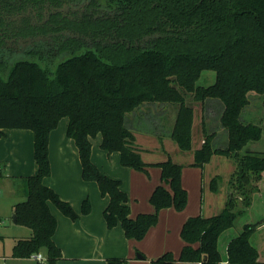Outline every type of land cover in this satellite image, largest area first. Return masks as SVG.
Listing matches in <instances>:
<instances>
[{"label":"trees","instance_id":"16d2710c","mask_svg":"<svg viewBox=\"0 0 264 264\" xmlns=\"http://www.w3.org/2000/svg\"><path fill=\"white\" fill-rule=\"evenodd\" d=\"M94 2L115 15L90 26L113 30L125 39L123 43L97 49L72 46L70 57L55 69L43 53L36 55L38 60H20L11 66L0 62V135L6 129L32 130L38 166L35 175L24 178L25 200L14 206L16 224L32 234L15 240L13 256L30 258L43 253L49 264H59L62 251L54 240L58 221L50 205L72 220L80 217L44 183L51 175L50 134L63 117L69 121L67 135L78 148L83 179L96 181L101 195L109 198L104 211L109 228L121 223L128 239L140 241L157 224L161 210H183L188 202L182 183L184 166L168 158L156 163L161 183L151 195L154 211L133 217L122 182L92 161V140L101 135L102 149L108 154L118 152L123 166L148 171L151 164L143 160L135 133L149 132L160 140L168 136L182 151H192L196 102L206 117L217 116L219 127L212 130L203 117V143L194 151L192 166L203 169L216 155L236 158L238 170L230 182L233 192L220 213L210 217L199 214L185 221L178 259L168 251L152 264L261 263L251 239L264 218L245 224L243 231L229 240L226 256L220 241L238 217L251 209L264 179V153L247 150L240 154L264 132L257 122L244 119L250 93L260 97L264 108V0ZM205 72L215 74L214 82L206 86L199 84ZM214 105L219 110L213 114ZM210 187L218 190L215 179ZM90 211L88 197L82 203V213ZM107 264L127 261L111 258Z\"/></svg>","mask_w":264,"mask_h":264},{"label":"rangeland","instance_id":"374dc122","mask_svg":"<svg viewBox=\"0 0 264 264\" xmlns=\"http://www.w3.org/2000/svg\"><path fill=\"white\" fill-rule=\"evenodd\" d=\"M19 57L16 59H19ZM68 57H70V53H65L62 56L56 57L51 63H49L50 68L55 69L60 62ZM29 58H31L32 60L37 59L36 57ZM42 63L46 64L47 62ZM214 80L215 74L213 72H205L201 80L199 81V84L204 86L210 85L214 82ZM250 94L251 104L244 110V119H247L251 122H257L262 126L264 131V108L262 106V101L260 97L257 96V94ZM194 109L195 119L193 125V146L194 148H198L203 136L202 120L203 117H206V112H203L200 103L195 102ZM212 110L214 114L216 111L218 112L219 108L218 106L214 105ZM66 119V117H63L60 120L58 126H61L62 122H65ZM206 120L207 125L212 130L219 127L217 116L211 119L209 116H207ZM223 131L225 132V129H223ZM137 133L138 143L143 146V148H141H152V152L143 151L144 161L146 163L153 164L150 165L148 171H144L126 167L120 163L123 171L121 177L116 178H119L123 181L124 187L128 192L131 213L133 215H137L141 212H150L154 210V206L151 202V195L156 185L161 182V170L156 163L159 161H165L168 158H171L174 162H177L184 166L182 181L183 186L187 189L188 192V202L183 210H177L174 207L161 210L159 212L157 224L149 230L144 239L140 241L133 239L129 240H131V242L134 243V246L136 247V249L134 248L136 255H139L140 253L145 251L140 247V245H143L149 252H157L161 249H164L163 251H165L169 249L173 251L175 258L178 259L182 247V239L180 233L183 224L189 218L197 216L200 213H205L208 216L212 211H216L213 213H217L225 206L230 192H233L230 182L238 170V161L236 160V158L216 155L212 158L211 163L206 166L204 173L206 189L210 188L211 180L215 179L218 184V190L216 192H213L218 194L216 195L215 193H212L211 191H209V189H207L208 194L206 195L205 204H207V206L209 207L210 201L212 200L213 205H211L210 209H204V206H201V169L195 166H188L189 163L193 161V152L182 151L178 148V145L168 136H165L163 140H160L158 138H155L154 136H147L142 134L143 131H137ZM97 137H99V135ZM97 137L93 139L94 144L97 142ZM218 145H221V143H219ZM247 150L255 153H264V132L262 138L259 141L249 143L248 146L240 154L244 155ZM34 159L35 158L33 153L31 165L37 171V165ZM13 160L14 158L10 160L11 162L6 163L7 173H9V176H18L20 175V168L17 163L13 162ZM2 186L3 187L0 193L5 196L11 190L9 191L8 184L6 185L4 183ZM259 187L260 191L254 195V197L256 198L257 195L264 189V179L259 183ZM8 199H11V197H8ZM89 200L91 202L92 209L93 201L90 197ZM4 202L0 197V215L4 216L0 219V223H2V225L0 226V264H37V260L34 257L18 258L13 256L15 239L22 236L21 233L29 232V229L27 227L14 223V217L9 214V204L5 201V198ZM255 204L256 206L254 205V208H251L253 210L250 209L245 215L239 216L235 222V226L222 236L220 241V245L222 248L225 247V244L229 239L239 235L243 231V227L245 224L255 223L264 218V197L259 203ZM51 206L55 210H59L56 205L52 204ZM79 215H85L82 213V204L81 213ZM251 242L264 254V229L262 231L257 230L253 235Z\"/></svg>","mask_w":264,"mask_h":264},{"label":"crops","instance_id":"0c3cea01","mask_svg":"<svg viewBox=\"0 0 264 264\" xmlns=\"http://www.w3.org/2000/svg\"><path fill=\"white\" fill-rule=\"evenodd\" d=\"M68 122L69 121L67 118L65 122H62L61 126H58L50 134L49 158L51 164V175L45 178L44 183L55 190L62 200L70 203L74 210L79 214L81 213V204L86 198L90 197L94 203V206L92 203V209L89 214L81 215L77 220H72L71 218L65 216L62 212H60V210H55L51 206L52 204L50 205L51 211L58 221V227L54 235V240L57 246L62 251V258L59 260V264H107L108 260L111 258L125 259L127 261V264H152L153 259L160 257L168 251H171L169 249L165 251H163L164 249H161L157 252H149L143 245H140V247L145 250L140 253L143 256L142 258H140V254H135L134 250L136 249V247L134 246V243H132L131 240L126 237L125 232L120 225L114 228L108 227L105 220L104 211L109 204V198L103 197L101 195L99 186L96 181H85L83 179L82 164L79 158L78 148L74 140L69 138L67 135ZM1 133L0 192L4 183L6 185L8 184L9 191H11L8 192L5 196L0 193V197L2 198L3 202L5 198V201L9 204V214L14 216V206L17 203L25 200L24 192L22 189L24 178L35 175L38 172V166L36 171L31 165L32 156L34 153V132L32 130L6 129L1 131ZM138 133H135L137 139L136 144L138 145V147H140L143 157V151L152 152V148L142 149L143 146L138 143ZM142 134L158 138L156 135L149 132H143ZM101 141V135L97 137V142L95 144L92 140V161L106 175L111 178L120 180L122 182V189L128 194L127 190L124 187L123 181L119 178H116L121 177L123 171L122 167L120 166V154L118 152L108 154L105 150L102 149ZM202 143L203 136L198 148L201 147ZM198 148H194L193 146V150L191 151L193 152V161H191L188 166H192V163L194 162V151ZM13 158V162L17 163L20 168V175L18 176H9V173H7L6 163L11 162L10 160ZM206 166L203 169L200 168L202 178L201 206H204V209H210L211 205H213L212 200L210 201L209 207L207 206V204H205L206 195L208 194L207 189H209V191H211L212 193L215 192L211 190V187L206 189L204 180ZM215 194L217 195L218 193ZM8 197H11V199H8ZM263 197L264 189L257 195V198L254 197L252 207L254 205L256 206L255 203H259ZM223 208L217 213H213L216 211H212L208 216L205 213L200 214L206 217L214 216L220 213ZM153 211L141 213H151ZM132 216L134 217L136 215L132 214ZM2 217L4 216L0 215V219ZM14 223L16 224L15 221ZM1 225L2 223L0 224V226ZM263 229L264 224L258 228L259 231H262ZM31 234L32 232L29 229V232L21 233L22 236L17 237L16 239L28 238L31 236ZM229 240L226 242L224 248H222L220 245V250L224 256H226V246ZM258 250L260 253V260L264 262V254L260 251L259 248ZM262 262L259 264H263ZM39 263L37 261V264ZM43 264L49 263L46 261ZM175 264L190 263L176 261ZM222 264L231 263L224 261Z\"/></svg>","mask_w":264,"mask_h":264},{"label":"flooded vegetation","instance_id":"af4514ba","mask_svg":"<svg viewBox=\"0 0 264 264\" xmlns=\"http://www.w3.org/2000/svg\"><path fill=\"white\" fill-rule=\"evenodd\" d=\"M113 12L94 0H0V62L11 65L39 53L53 61L71 55L75 45L80 50L123 43L113 30L90 26Z\"/></svg>","mask_w":264,"mask_h":264},{"label":"built area","instance_id":"2783aa9c","mask_svg":"<svg viewBox=\"0 0 264 264\" xmlns=\"http://www.w3.org/2000/svg\"><path fill=\"white\" fill-rule=\"evenodd\" d=\"M32 257H34L40 263H44L46 261V257L43 253H37L35 255H32Z\"/></svg>","mask_w":264,"mask_h":264},{"label":"water","instance_id":"95a60500","mask_svg":"<svg viewBox=\"0 0 264 264\" xmlns=\"http://www.w3.org/2000/svg\"><path fill=\"white\" fill-rule=\"evenodd\" d=\"M13 217H14V221L16 222V215H14ZM139 257L142 258L143 256L142 255H139Z\"/></svg>","mask_w":264,"mask_h":264}]
</instances>
